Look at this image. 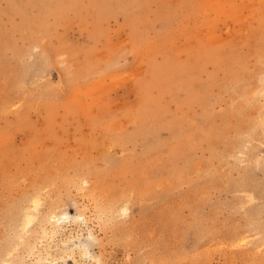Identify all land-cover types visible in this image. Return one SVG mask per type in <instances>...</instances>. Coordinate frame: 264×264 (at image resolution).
<instances>
[{
    "label": "rangeland",
    "instance_id": "1",
    "mask_svg": "<svg viewBox=\"0 0 264 264\" xmlns=\"http://www.w3.org/2000/svg\"><path fill=\"white\" fill-rule=\"evenodd\" d=\"M263 88L264 0H0V264H264Z\"/></svg>",
    "mask_w": 264,
    "mask_h": 264
},
{
    "label": "bare ground",
    "instance_id": "2",
    "mask_svg": "<svg viewBox=\"0 0 264 264\" xmlns=\"http://www.w3.org/2000/svg\"><path fill=\"white\" fill-rule=\"evenodd\" d=\"M253 5V4H252ZM242 13V12H241ZM243 14H241V16H242ZM256 16V15H255ZM243 18V17H242ZM245 18V17H244ZM261 79V78H260ZM262 88V87H261ZM263 90H264V88H263ZM263 90H261V91H263ZM264 92V91H263ZM262 93V92H261ZM263 120V119H262ZM261 121V120H260ZM264 123V122H263ZM257 126V125H256ZM93 189V188H92ZM89 191V190H88ZM93 190H91V192L90 193H94V192H92ZM38 192V191H37ZM89 193V194H90ZM37 194V193H36ZM91 195V194H90ZM94 197V196H93ZM92 197V198H93ZM30 198V197H29ZM31 198H33L32 196H31ZM30 198V199H31ZM35 199V198H34ZM123 199V198H122ZM128 199V198H127ZM29 200V199H28ZM38 200H39V198L37 197L36 199H35V201L36 202H38ZM124 201H125V199H124ZM127 201V200H126ZM32 202V201H31ZM99 202V201H98ZM123 202V201H122ZM34 203V202H33ZM52 204V203H51ZM127 204V203H126ZM34 206V205H33ZM27 207V206H26ZM127 207V206H126ZM27 208H29V207H27ZM24 209H25V207H24ZM23 209V210H24ZM32 209V208H31ZM35 209H37V206L35 207ZM54 209V208H53ZM51 210L46 216H45V219H46V221L49 223V225H51V227H53V230L54 231H58V228L61 226V224H62V222L65 220V219H69L70 218V216H71V214H70V212H68V211H65V212H63L62 214H58L57 213V211H54V210ZM121 209V208H120ZM25 211V210H24ZM31 211H33V209L31 210ZM36 212V211H35ZM39 212V211H38ZM45 212V211H44ZM22 213V212H21ZM37 213V212H36ZM39 213H42V212H39ZM23 214V213H22ZM33 214H35V213H33ZM31 212H30V210L29 211H25V213H24V218L25 219H23L24 221L25 220H27L28 222L29 221H31V216L33 215ZM38 214V213H37ZM39 217V216H38ZM20 218H21V216H20ZM43 222V221H42ZM18 224V223H17ZM21 224V223H20ZM44 224V223H43ZM20 226V228L22 229L23 227H21V225H19ZM48 225H46V227H47ZM50 227V226H49ZM18 228V227H17ZM29 228V227H28ZM48 228V227H47ZM45 231H46V233H48L49 231H47V229L44 227L43 228ZM18 230V229H17ZM17 232V231H16ZM19 233H21V230H20V232ZM19 235V234H18ZM21 235V234H20ZM94 235L93 234H91V236H90V239L91 240H94ZM247 238V237H246ZM239 240V239H238ZM240 241V240H239ZM89 242H90V240L89 241H77V242H74L69 248L71 249V250H74L75 248H82L83 249V252H84V254L85 255H88V256H90L89 254H90V251H89ZM18 245V244H17ZM81 249V250H82ZM43 250V249H42ZM11 251V250H10ZM36 251V250H35ZM39 252V251H38ZM15 253V252H14ZM40 253V252H39ZM73 253H74V251H73ZM34 254H36V252L34 253ZM48 255H50L49 253H47ZM37 255H39L38 253H37ZM40 255H42L41 253H40ZM41 257H43V256H41ZM40 257V259H38L34 264H44L43 262H45L46 261V259H48L47 257L45 258V256L43 257V258H41ZM4 260H6V259H4ZM50 263L51 264H55L56 262H54V261H50ZM2 264V263H1ZM66 264H68V263H66Z\"/></svg>",
    "mask_w": 264,
    "mask_h": 264
}]
</instances>
